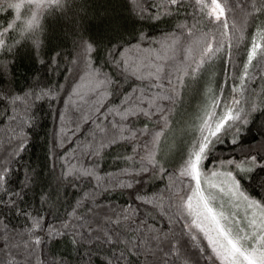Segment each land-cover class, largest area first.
I'll use <instances>...</instances> for the list:
<instances>
[{
  "label": "snow or ice",
  "instance_id": "6c2138e0",
  "mask_svg": "<svg viewBox=\"0 0 264 264\" xmlns=\"http://www.w3.org/2000/svg\"><path fill=\"white\" fill-rule=\"evenodd\" d=\"M0 264H264V0H0Z\"/></svg>",
  "mask_w": 264,
  "mask_h": 264
},
{
  "label": "trees",
  "instance_id": "16d2710c",
  "mask_svg": "<svg viewBox=\"0 0 264 264\" xmlns=\"http://www.w3.org/2000/svg\"><path fill=\"white\" fill-rule=\"evenodd\" d=\"M48 122H49V126L51 125V123H52V118L49 116V120H48ZM38 154V153H37Z\"/></svg>",
  "mask_w": 264,
  "mask_h": 264
}]
</instances>
